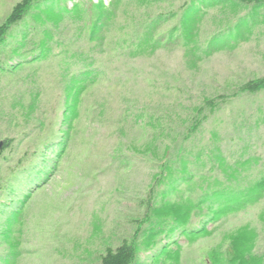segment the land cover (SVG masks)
Segmentation results:
<instances>
[{
	"label": "rangeland",
	"instance_id": "374dc122",
	"mask_svg": "<svg viewBox=\"0 0 264 264\" xmlns=\"http://www.w3.org/2000/svg\"><path fill=\"white\" fill-rule=\"evenodd\" d=\"M64 2L0 40V264H264V5Z\"/></svg>",
	"mask_w": 264,
	"mask_h": 264
},
{
	"label": "trees",
	"instance_id": "16d2710c",
	"mask_svg": "<svg viewBox=\"0 0 264 264\" xmlns=\"http://www.w3.org/2000/svg\"><path fill=\"white\" fill-rule=\"evenodd\" d=\"M238 1L246 4L254 3L256 6L264 5V0H238ZM54 2L58 4L57 6H54V8H52L51 5H54L55 4ZM38 4L49 5L47 6V9L51 10L52 8L53 11L54 12L56 11L58 14H62L67 7V4L65 2L59 5V0H21L14 6L13 10L11 11L6 21L0 26V40H3L6 37V34L10 30L11 26L18 24L25 19L31 7L36 5L38 6ZM243 90H246L251 93H257L259 91L264 90V75L259 79H254L244 84ZM0 154H1V150H0ZM0 184H1V177H0ZM136 252L137 250L135 243L132 241L124 240L120 245H118L115 248L108 247L104 252V254L101 256L100 264H132L135 260Z\"/></svg>",
	"mask_w": 264,
	"mask_h": 264
}]
</instances>
